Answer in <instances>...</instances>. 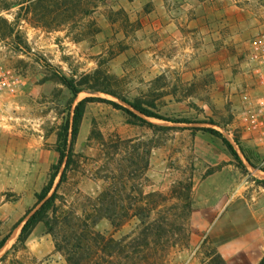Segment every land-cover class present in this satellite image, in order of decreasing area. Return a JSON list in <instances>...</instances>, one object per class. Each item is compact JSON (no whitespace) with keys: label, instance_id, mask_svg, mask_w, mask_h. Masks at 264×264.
Wrapping results in <instances>:
<instances>
[{"label":"rangeland","instance_id":"374dc122","mask_svg":"<svg viewBox=\"0 0 264 264\" xmlns=\"http://www.w3.org/2000/svg\"><path fill=\"white\" fill-rule=\"evenodd\" d=\"M13 1L0 0V68L18 82L0 96V240L8 235L0 264H68L44 222L24 246L17 238L58 160V134L87 96L140 115L122 97L179 122L87 102L77 138L68 134L66 177L57 187L63 163L53 185L60 211L88 224V197L107 187L120 214L129 199L173 186L182 196L191 185L190 239L166 264H226L211 238L215 224L264 213V139L251 128L260 85L248 60L251 39L264 32V0H90L97 6L86 13L80 0L4 8ZM62 77L80 89L76 96ZM202 127L230 140L246 168ZM133 226L115 230L103 218L93 228L121 239Z\"/></svg>","mask_w":264,"mask_h":264},{"label":"trees","instance_id":"16d2710c","mask_svg":"<svg viewBox=\"0 0 264 264\" xmlns=\"http://www.w3.org/2000/svg\"><path fill=\"white\" fill-rule=\"evenodd\" d=\"M71 1L63 0L60 3H70ZM45 2L46 0H15L7 3L4 8L9 9L24 3L26 8H31L34 4L38 6V4ZM80 2L83 4L82 11L84 13L89 11V8L97 6V1L94 3L95 5L90 0H80ZM103 2L104 0L101 1V3ZM36 18L37 22L41 24L47 22L46 15H38ZM61 82L68 86L74 96L80 91L73 80L62 77ZM119 98L140 115L179 122L178 119L162 117L139 103L126 101L122 97ZM94 100L107 102L126 114L144 121L140 115H137L130 108L109 99L87 96L79 100L74 107L72 120L67 122L58 134V160L51 167L47 184L35 193L36 208L22 224L17 242L24 246V242L32 228L39 222H44L48 233L53 234L55 237L56 250L61 252L68 264H166L171 250L179 245L187 244L190 239L188 221L191 218L192 211L191 185H186L182 196L178 194L177 186H173L167 195L151 191L144 194L141 201L139 199H129L128 203L125 202V205L121 206L126 209V212L120 214L116 213L118 205L117 200L113 197V190L107 187L96 197H88L87 201L92 202L91 208L86 214L87 220H90L88 224L82 221L81 217L70 214L69 211H60V208L56 205L60 195L57 188L53 190L55 179L59 174L61 165L64 163L58 187L66 177L67 168L72 158L71 150H65L68 134L71 142L77 138L86 103ZM201 129L220 138L238 162V166L242 169L246 168L233 143L219 130L213 127H202ZM234 142L247 163L255 167L256 165L250 156V149L245 148L236 138ZM170 198L174 201L168 203ZM129 209L133 211L129 213ZM103 218L109 220L115 230H118L124 223L129 221L133 222L134 226L130 234L123 236L121 239H116L112 233L105 234L93 228L98 219ZM71 221L74 223H71ZM56 227L59 229L55 234L54 228ZM69 229L72 236L70 238L66 234ZM7 238L8 235L0 240V249ZM260 264H264V259Z\"/></svg>","mask_w":264,"mask_h":264},{"label":"crops","instance_id":"0c3cea01","mask_svg":"<svg viewBox=\"0 0 264 264\" xmlns=\"http://www.w3.org/2000/svg\"><path fill=\"white\" fill-rule=\"evenodd\" d=\"M214 229L211 238L226 264H257L264 257L263 211L255 210L248 217L230 216Z\"/></svg>","mask_w":264,"mask_h":264},{"label":"built area","instance_id":"2783aa9c","mask_svg":"<svg viewBox=\"0 0 264 264\" xmlns=\"http://www.w3.org/2000/svg\"><path fill=\"white\" fill-rule=\"evenodd\" d=\"M248 60L260 85L251 128L264 139V32L251 39ZM17 84V78L11 77L0 68V96L7 91L13 92Z\"/></svg>","mask_w":264,"mask_h":264},{"label":"bare ground","instance_id":"6f19581e","mask_svg":"<svg viewBox=\"0 0 264 264\" xmlns=\"http://www.w3.org/2000/svg\"><path fill=\"white\" fill-rule=\"evenodd\" d=\"M10 239V238H9ZM9 241V240H8ZM8 243V242H7Z\"/></svg>","mask_w":264,"mask_h":264}]
</instances>
